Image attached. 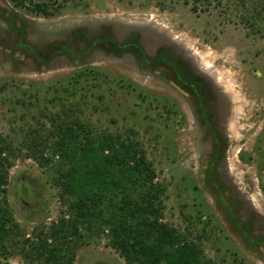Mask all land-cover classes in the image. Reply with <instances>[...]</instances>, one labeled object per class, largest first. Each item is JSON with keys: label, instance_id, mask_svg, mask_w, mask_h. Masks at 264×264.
<instances>
[{"label": "rangeland", "instance_id": "obj_1", "mask_svg": "<svg viewBox=\"0 0 264 264\" xmlns=\"http://www.w3.org/2000/svg\"><path fill=\"white\" fill-rule=\"evenodd\" d=\"M25 2L0 0V143L21 230L0 264H32L25 240L71 218L54 171L30 156L70 117L94 137L134 133L161 221L210 264H264V0H59L49 17ZM81 232L74 264H137L108 230Z\"/></svg>", "mask_w": 264, "mask_h": 264}, {"label": "trees", "instance_id": "obj_2", "mask_svg": "<svg viewBox=\"0 0 264 264\" xmlns=\"http://www.w3.org/2000/svg\"><path fill=\"white\" fill-rule=\"evenodd\" d=\"M12 1L20 8L26 6V0ZM28 1L31 13L49 17V4L59 0ZM132 133L123 137L104 132L94 137L90 127L70 117L61 121L53 146L32 140L30 156L54 171L53 182L71 212L70 219H62L48 233L41 231L35 240H25L32 264H74L77 250L84 245L82 229L98 234L108 230L110 244L137 264H210L199 244L161 221L163 190ZM12 153L8 144L0 143V253L8 249L12 235L21 233L7 201ZM57 156L59 165L53 163ZM226 210L231 216L230 207ZM232 220L242 228L236 217Z\"/></svg>", "mask_w": 264, "mask_h": 264}]
</instances>
